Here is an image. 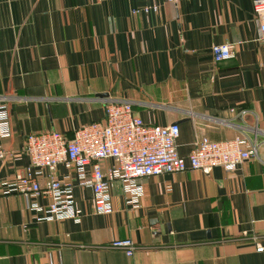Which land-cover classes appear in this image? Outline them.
Here are the masks:
<instances>
[{"label":"crops","instance_id":"0c3cea01","mask_svg":"<svg viewBox=\"0 0 264 264\" xmlns=\"http://www.w3.org/2000/svg\"><path fill=\"white\" fill-rule=\"evenodd\" d=\"M253 3L0 0V104L11 122L0 138V264H264V44ZM229 41L234 57L216 62L211 45ZM107 98L130 100L146 123H177L180 155L196 138L239 133L257 155L229 170L140 177L134 208L117 181L111 213H95L91 189L75 185L79 221L39 219L48 196L31 210L1 184L29 162L26 136L71 137L105 117ZM119 237L136 244L132 255L109 246Z\"/></svg>","mask_w":264,"mask_h":264},{"label":"built area","instance_id":"2783aa9c","mask_svg":"<svg viewBox=\"0 0 264 264\" xmlns=\"http://www.w3.org/2000/svg\"><path fill=\"white\" fill-rule=\"evenodd\" d=\"M176 2V0H167ZM253 8L259 19L258 39L264 44V0H254ZM157 10V5H144L142 10ZM139 11L134 8L133 12ZM237 41L212 44L216 62L234 57ZM104 118L76 127L71 137L52 129L28 133L24 151L29 162L10 180L2 181L6 192L22 193L26 207L42 209L35 198L43 194L50 198L39 219L72 218L79 221L83 215L73 197L75 185L89 187L95 213H111V190L119 181L126 204L136 207L142 193L140 177L186 168L208 172L214 165L233 169L246 158L257 155V143L247 134L239 133L228 139L216 140L208 136L196 138L186 155H180L176 140L180 129L177 123L144 122L133 112L130 100L107 98ZM11 132L9 109L0 104V138ZM6 151L0 147V158ZM58 165L68 172L58 176ZM110 247L122 248L132 255L136 244L130 237L111 240ZM259 249L263 248L258 246Z\"/></svg>","mask_w":264,"mask_h":264},{"label":"water","instance_id":"95a60500","mask_svg":"<svg viewBox=\"0 0 264 264\" xmlns=\"http://www.w3.org/2000/svg\"><path fill=\"white\" fill-rule=\"evenodd\" d=\"M248 116V115H247Z\"/></svg>","mask_w":264,"mask_h":264}]
</instances>
